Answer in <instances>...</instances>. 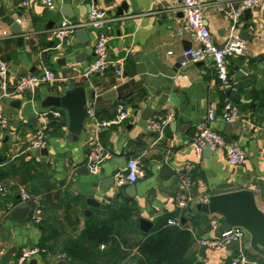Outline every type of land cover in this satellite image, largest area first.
Returning <instances> with one entry per match:
<instances>
[{
    "label": "crops",
    "instance_id": "crops-1",
    "mask_svg": "<svg viewBox=\"0 0 264 264\" xmlns=\"http://www.w3.org/2000/svg\"><path fill=\"white\" fill-rule=\"evenodd\" d=\"M107 11L110 38L109 59H123L124 71L117 77L113 67L102 73H83L95 58L94 43L98 32L86 26L69 37L58 40L54 29L62 19V0L48 8L39 0H0V7L20 25L13 33L0 18V57L9 67L8 88L0 86V108L8 118L0 129V182L7 184L0 194V264H15L25 250L37 249L21 264H113L108 248L114 240L137 239L125 235L124 207L132 214L138 235L140 218L149 220V229L164 219L192 231L191 252L195 264H227L240 252L246 264H264V254L250 246L247 233L241 250L227 246L221 249L200 247L198 237L217 235L212 219L222 222L219 214L198 210L197 204L211 194L246 188L254 192L257 206L264 211V5L242 12L241 26L233 33L238 37L246 29V50L228 57L229 81L220 84L210 60L181 63L185 51L196 47L191 35H182L184 14L178 0H94ZM121 1L127 2L122 15H116ZM203 1V15L212 38L222 45L230 34L231 20L219 13L215 0ZM74 21L87 18L85 0H71ZM85 29V33L81 30ZM243 74H238L241 67ZM51 68L55 80L38 84L34 91L15 93L22 75L36 74ZM128 83L115 98L102 95L116 86ZM84 85L87 102L100 120L115 115L116 105L123 103L129 117L119 124L97 128L85 117L79 133L69 129L67 112L51 119L44 128L39 113L47 95H61L68 88ZM226 100L238 108L239 116L226 128L221 107ZM216 111L214 120L207 119L209 107ZM149 118L143 119L144 111ZM172 112V118L161 133L148 127L157 116ZM206 123L227 140L242 148L246 157L231 165L223 149H202L198 154L192 144L195 125ZM44 145L32 147L38 134ZM99 140L111 157L105 159L97 175L89 172L86 156L93 140ZM45 150V151H43ZM136 158L145 174L134 184V194L126 193L132 183L118 185L115 175L124 171L129 158ZM186 163L191 165L192 183L188 189L180 182ZM169 165L175 175L163 178L162 167ZM113 177V182H111ZM31 199L21 200V190ZM179 190L194 201L180 211L175 204ZM34 206L23 219L11 216L13 209ZM41 208L38 222L32 218ZM113 214V215H111ZM148 229V230H149ZM139 238V237H138ZM13 249L9 261L4 254ZM123 249V248H122ZM135 257V258H134ZM137 246L129 248L128 257L120 264L138 260Z\"/></svg>",
    "mask_w": 264,
    "mask_h": 264
},
{
    "label": "built area",
    "instance_id": "built-area-1",
    "mask_svg": "<svg viewBox=\"0 0 264 264\" xmlns=\"http://www.w3.org/2000/svg\"><path fill=\"white\" fill-rule=\"evenodd\" d=\"M50 9L56 7L55 0H39ZM88 8L87 18L81 22H72L67 19H62L54 29V35L58 40H63L69 37L76 29L89 26L98 32L97 39L94 43L93 49L95 58L93 62L87 67L83 73L87 76L91 73H102L109 66L113 67L114 73L117 77H121L124 71L123 59L112 61L109 59L107 51V43L110 38L109 33V17L106 10L99 8L94 0H85ZM181 10L184 14V23L180 28L182 35H191L197 46L187 49L181 58V63L198 62L210 60L212 68L220 84H226L229 81L228 57L234 55H242L246 50V43L239 39L233 32L241 26L240 16L247 8H259L264 5V0H215V6L219 13L225 18L231 20L230 34L222 45H217L211 35L208 26L205 23L203 15V1L202 0H178ZM9 67L5 60L0 57V86L5 91L8 88ZM55 80L54 71L51 68H44L41 72L36 74L22 75L16 85L14 92L19 94L28 91H34L35 87L40 83H50ZM173 113L168 112L164 116H157L148 123V127L161 133L162 128L172 118ZM238 108L230 100H226L221 107V117L225 122H232L238 118ZM39 117L43 122L45 128L51 119L61 117V110L59 108L43 109L39 113ZM85 117L92 121L97 128L108 126L112 124H119L129 117L127 107L123 103L116 105L114 117L107 120L98 119L95 109L92 105L86 103ZM216 111L213 105L208 109L207 119L214 120ZM8 118L4 115L0 108V129L6 127ZM43 134L36 136L32 143V147L39 149L44 145ZM192 144L198 154L205 146L210 149H223L227 161L231 165L241 164L246 157L245 151L230 142L226 137L212 128L206 123H199L195 125L192 136ZM111 155L108 149L99 141L93 140L89 147L86 156V165L91 174L97 175L101 171L102 163L105 159L110 158ZM191 165L186 163L183 171L180 174V182L188 189L192 183ZM145 174L144 168L139 164L136 158H129L124 171L115 175V181L118 185L125 183H133ZM7 192V184L0 182V194L4 195ZM22 202H27L31 199L30 194L21 190ZM208 197H204L200 202L207 201ZM194 201L186 190H179L175 195L176 207L183 211ZM41 208L37 207L33 211L32 218L38 222L41 217ZM169 224H177L176 220H170ZM211 227L217 229L219 227L217 220L210 221ZM247 232L243 227L232 226L229 230L221 232L219 235L210 237H198L196 242L200 247L209 249H221L228 244L238 241L241 244ZM37 249L25 250L22 252L19 260L15 264H21L31 254L36 253ZM248 259L246 255L240 252L237 256L231 258L227 264H246ZM195 264V263H193Z\"/></svg>",
    "mask_w": 264,
    "mask_h": 264
},
{
    "label": "water",
    "instance_id": "water-1",
    "mask_svg": "<svg viewBox=\"0 0 264 264\" xmlns=\"http://www.w3.org/2000/svg\"><path fill=\"white\" fill-rule=\"evenodd\" d=\"M127 8V2L121 1L116 7V15H122ZM250 9L247 8L244 13H249ZM60 15L74 21V14L71 9V0H62L60 8ZM0 18L5 23H8L13 33H20V25L17 21L13 20L8 14L4 13L3 7H0ZM86 30H81L85 33ZM247 30L241 29L238 32V38L242 40L247 39ZM188 49V47L186 48ZM246 67L242 66L238 74H243ZM128 86V83H122L114 89L102 95L105 99L115 98L122 89ZM87 102V94L84 85H75L68 88L61 95H47L42 101V107H55L64 109L67 112L69 119V129L74 133H79L83 122L85 120V105ZM148 111H144L142 118L147 119L150 115H146ZM226 128H231V123H226ZM204 149H209L205 146ZM45 151V150H43ZM163 178H169L175 175V170L170 169L169 165L165 164L162 167ZM113 182V177H111ZM126 193L130 196L134 194V184H130L126 188ZM29 206H34V202H28V205L17 207L13 209L11 216L17 219H23L29 210ZM199 211L208 214H219L222 217V222L217 228V235L221 232L229 230L232 226L243 227L250 236V246L258 253L264 254V211H262L256 204L254 192L250 189L241 188L229 191H223L211 194L207 201L199 202L197 204ZM140 228L142 231H148L152 224L145 218L139 219ZM229 249L238 251L240 244L238 241L232 242L227 245ZM13 249H9L3 256V260L9 261Z\"/></svg>",
    "mask_w": 264,
    "mask_h": 264
},
{
    "label": "trees",
    "instance_id": "trees-1",
    "mask_svg": "<svg viewBox=\"0 0 264 264\" xmlns=\"http://www.w3.org/2000/svg\"><path fill=\"white\" fill-rule=\"evenodd\" d=\"M122 215L125 218V235L135 234L137 239L124 240V244L112 240L108 248L114 255L113 264H120L128 257L129 248L137 246L138 260L134 264H193L191 245L192 231L178 224H169L164 219L145 233L138 235L133 221L129 220L132 211L124 207ZM113 215V214H111ZM139 237V238H138ZM123 248V249H122ZM135 258V257H134Z\"/></svg>",
    "mask_w": 264,
    "mask_h": 264
}]
</instances>
